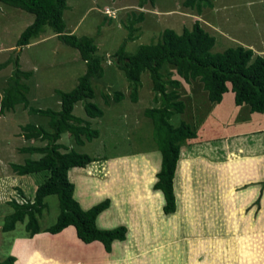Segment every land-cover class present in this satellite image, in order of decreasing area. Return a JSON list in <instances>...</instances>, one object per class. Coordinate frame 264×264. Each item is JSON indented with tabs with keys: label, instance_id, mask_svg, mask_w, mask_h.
Segmentation results:
<instances>
[{
	"label": "rangeland",
	"instance_id": "1",
	"mask_svg": "<svg viewBox=\"0 0 264 264\" xmlns=\"http://www.w3.org/2000/svg\"><path fill=\"white\" fill-rule=\"evenodd\" d=\"M182 2L67 0L63 13L66 31L92 36L97 53L104 55L105 61L103 76L92 81L94 97L78 101L73 109L76 116L99 130V136L79 145L72 135L64 133L58 142L64 146L61 151L74 149L97 159L83 168L73 169V173L71 169L68 171L75 186L73 195L82 207L109 198L110 221L118 222L114 227L126 226V239L117 240L112 254L107 255L104 247L100 252L95 243L82 242L73 226L57 234L40 232L31 237L24 229L25 221L17 222L11 231L2 230L5 216L13 210L10 200L32 201L37 186L48 175L47 171L18 175L10 167L11 162L22 163L27 157L40 156L22 153V146L46 143L25 139L21 127L34 123L48 128L47 118L30 114L18 104L0 113V261L14 256V264H208L205 258L213 250L207 252V247L232 233L237 219L240 228L264 230V113H251L246 105H235L230 90L224 93L221 102L210 103L198 79L185 82L169 64L161 72L165 80H180L177 90L185 105L183 112L174 113L170 121L174 125L181 121L191 123L197 136L185 140L180 148L179 158L187 159L177 161L174 173L178 211L165 214V199L160 209L162 197L153 187L160 151L153 140L152 121L144 115L146 108L158 105L152 82L148 71L142 72L137 101H132L130 85L112 60V54L128 36L126 25L132 23L135 35L125 43L129 53L140 44L157 42L164 28L180 33L198 20L215 37L212 51L242 45L251 48L254 55H264V0H212L213 6L203 8L200 13ZM140 13L143 19L137 21ZM33 18L32 13L0 2V63L17 55L20 68L31 72L28 79L22 78L29 87V104L59 109L56 90L73 88L85 71V62L78 50L62 43L49 26L29 44L16 46L20 33ZM12 69V63L0 69V97ZM116 91L124 94L117 102L113 98ZM89 100L103 109L101 117L85 114L83 105ZM259 129L262 130L256 131ZM241 174L253 175L260 190L255 196L253 213L249 210L243 219L236 216L237 208L246 204L247 197L239 198L234 183ZM214 175H230L233 179L228 189L229 202L235 204L228 216L231 227L227 225L226 214L220 216L225 206L223 200L216 211L212 207L214 198L208 192L207 196L202 193L204 185L192 180V191L187 194L186 177ZM44 201L46 206L38 216L41 229L52 224L59 212L56 195H48ZM146 201L150 208L144 206ZM104 219L101 216L100 222ZM228 243L222 242L221 252L215 253L218 264L229 263ZM252 245L246 237H239L236 264H264V236Z\"/></svg>",
	"mask_w": 264,
	"mask_h": 264
},
{
	"label": "trees",
	"instance_id": "2",
	"mask_svg": "<svg viewBox=\"0 0 264 264\" xmlns=\"http://www.w3.org/2000/svg\"><path fill=\"white\" fill-rule=\"evenodd\" d=\"M0 2L34 15L32 22L17 38L16 46L29 44L44 31L45 26H49L62 43L78 50L86 66L73 88L68 91L56 90L60 107L51 109L37 108L29 104L27 97L29 87L22 82V78L28 79L31 72L20 68L17 55L12 60L8 58L0 63V69L9 63L13 64L12 73L0 97V113L22 104L28 113L47 118L48 125L46 128L40 124L26 123L21 127L25 139H38L46 143L22 146L20 148L22 153H38L40 156L27 157L22 163L11 162L12 171L18 175L47 171L48 175L37 186L32 201L10 200L13 210L5 216L2 230L11 231L17 222L25 221L24 229L31 237L40 232L57 234L72 225L82 242L99 241L104 250L110 252L113 241L126 239V226L121 224L113 228L98 227L97 216L109 207V198L89 208H82L73 195L74 183L68 177L71 168L85 167L97 159L74 149L61 151L64 146L58 142L64 133L72 135L79 145L99 136V130L93 128L89 121L76 116L73 109L78 101L94 97L92 81L103 76L102 63L105 56L97 53V45L92 36L76 35L66 31L63 13L68 6L67 0H0ZM182 4L196 9L198 13L203 8L213 6L212 0H183ZM142 19L143 15L140 13L137 21ZM126 28L129 30L128 36L112 54V60L123 71L131 88L130 98L134 102L137 101L142 72L149 73L155 92L154 101L158 105L146 108L144 115L152 121L153 140L161 154L160 168L156 173L157 180L153 187L162 191L165 199L163 211L169 214L176 208L173 178L181 145L185 140L195 138L197 135L191 123L187 121H181L178 125L171 123L172 115L183 112L185 105L179 99L177 90L180 80H165L161 72L162 67L165 64L171 65L185 82L198 79L210 103L221 102L224 93L230 90L235 105H246L251 113H264V55H254L251 48L242 45L212 51L215 37L207 32L198 20L194 21L190 28L184 27L180 33L172 28H164L157 42L140 44L133 53H129L125 49V43L134 39L135 35L132 34L134 30L132 23L127 24ZM123 97L121 91H116L113 95L116 102ZM83 109L91 118L101 117L104 113L100 106L90 100L84 103ZM73 169L70 170L71 173ZM73 180L76 183L74 176ZM51 194L56 195L58 199L59 212L52 224L41 229L38 216L46 206L44 198ZM14 261V256H7L0 264H14Z\"/></svg>",
	"mask_w": 264,
	"mask_h": 264
},
{
	"label": "crops",
	"instance_id": "3",
	"mask_svg": "<svg viewBox=\"0 0 264 264\" xmlns=\"http://www.w3.org/2000/svg\"><path fill=\"white\" fill-rule=\"evenodd\" d=\"M250 157L253 158L252 156H250ZM250 157L248 156L247 158L249 159ZM180 159L181 158L178 159V162H179ZM190 159H191V157L188 158V161ZM160 161H161V154H160V157H159L158 162H157V164H158V166H157L158 170L157 171H159V168H160ZM73 168L76 169L77 167H73ZM73 168H71V169H73ZM78 168H80V167H78ZM81 168H83V167H81ZM243 169H245V168H243ZM231 178L232 177L230 175L224 176V177H222L220 175L219 176L218 175H214V176H208V177L207 176H205V177L204 176H196L194 178L188 176L184 180V182L186 183V187L188 188L187 194L191 193V191H192L191 190V184H190L192 180L200 183L202 185V187L204 185L205 187H203L204 190H202V193H204V195L207 196L206 193L208 192L209 195H211L210 198H214V200L212 201V205H213L212 207L216 211H217V209L219 210V208H221L222 202H220V201L223 200V202L225 203V204L223 203V205H225V206L223 207L224 209L221 208L222 210L220 211L221 212L220 216H221L222 213L226 214L224 217H226V220L228 222L227 225H229V226H230V220L228 218L229 212H230V209H233V206L235 205V204L232 205L229 202V196H228V189H229V186L231 185V182L233 181V179H231ZM156 180H157V177L155 175V181ZM173 182L175 183V177L173 178ZM234 183L236 185V189H235L236 193L240 192V193L237 194L239 196V198L241 196H246L247 197L246 202L244 201L246 204L244 206L240 205L237 208L238 210H237L236 216L238 218L243 219L246 216V214L249 215L250 211H252V213H253V210H254L253 204H254L255 196H256L257 193L259 194L260 190H259V187L255 185V178H254L253 175L241 174L237 178H235ZM155 190H159V189H155ZM159 191H160V194H161V197H162V204H161V208H160V209H162V205L164 203V196H163L162 191L161 190H159ZM262 196H264V193H263ZM262 200H263V197H262ZM143 204H144V206L146 205V206L149 207L147 201L145 203H143ZM89 206H92V204L91 205H85L82 208L86 209V208H89ZM110 209H111V204H110V206L107 209L102 211L97 216L96 223H97L98 227H100V228H113L115 226V223L118 224V222L113 223V222L110 221L111 220L110 218H112L110 216L111 215L110 214V212H111ZM176 211H178L177 205H176V208H175L174 212H176ZM174 212H172V213H174ZM172 213H169V214H172ZM101 216L105 217L104 222H100V217ZM175 219H177V218H175ZM237 220L238 221H236L235 227L233 228V231H231L232 233L226 234V236H224V237L223 236L220 237L219 239H222L221 241H217V242H214V243L212 242L211 246L207 247V252H210V251L213 250L211 252V254L208 253V255H207L208 258L207 257L205 258L207 261H209L208 264H215V263L218 264V261H219L218 260V256L215 255V253L218 254V253L221 252V250H222L221 243L222 242H225V243H226V241L229 242L228 243V249H227V252L229 253V257H228L227 261L229 262L228 264H234L235 263L234 259H235V256H237V251H238L237 249H238V239H239V237H241V236L246 237L247 240H250L253 245H254L255 241L258 239V237L263 238L264 230L263 231H256V230H253L252 227L248 228L246 226L240 228V226H239L240 220L239 219H237ZM173 221H174V219H173ZM70 226H72V225H70ZM73 228H74V226H73ZM74 230H75V228H74ZM75 233H76V230H75ZM116 241L117 240L113 241L111 251L110 252H106L105 251V254H107V255L108 254H110V255L112 254L113 245H114V243ZM91 243H95V245L97 247H99L100 252L102 251L103 245H102L101 242L93 241ZM233 245H234V247H233Z\"/></svg>",
	"mask_w": 264,
	"mask_h": 264
}]
</instances>
